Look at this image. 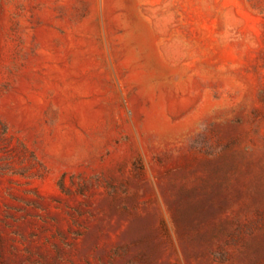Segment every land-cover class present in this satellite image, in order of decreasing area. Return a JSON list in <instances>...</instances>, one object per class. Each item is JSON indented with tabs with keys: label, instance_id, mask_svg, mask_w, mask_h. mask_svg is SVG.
<instances>
[{
	"label": "rangeland",
	"instance_id": "1",
	"mask_svg": "<svg viewBox=\"0 0 264 264\" xmlns=\"http://www.w3.org/2000/svg\"><path fill=\"white\" fill-rule=\"evenodd\" d=\"M0 264H264V0H0Z\"/></svg>",
	"mask_w": 264,
	"mask_h": 264
}]
</instances>
